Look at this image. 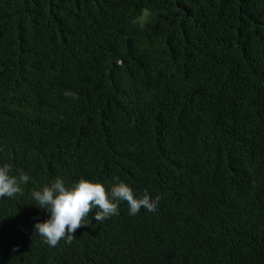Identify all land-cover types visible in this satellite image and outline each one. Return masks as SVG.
I'll list each match as a JSON object with an SVG mask.
<instances>
[{
    "label": "trees",
    "instance_id": "16d2710c",
    "mask_svg": "<svg viewBox=\"0 0 264 264\" xmlns=\"http://www.w3.org/2000/svg\"><path fill=\"white\" fill-rule=\"evenodd\" d=\"M0 264H264V0H0ZM57 177L160 196L34 232Z\"/></svg>",
    "mask_w": 264,
    "mask_h": 264
},
{
    "label": "clouds",
    "instance_id": "9594fccd",
    "mask_svg": "<svg viewBox=\"0 0 264 264\" xmlns=\"http://www.w3.org/2000/svg\"><path fill=\"white\" fill-rule=\"evenodd\" d=\"M110 190L99 182L80 179L68 184L63 177H57L38 190L31 192L30 205L48 213V219L34 224V232L50 247H56L61 240L71 244L75 233L81 227H89V215L103 222L118 215L121 202L128 205L129 214L135 216L144 209L155 213L161 197H152L147 192L137 196L127 184L115 178ZM32 178L27 173L13 174V166L0 164V200L14 199L23 194L24 185Z\"/></svg>",
    "mask_w": 264,
    "mask_h": 264
}]
</instances>
